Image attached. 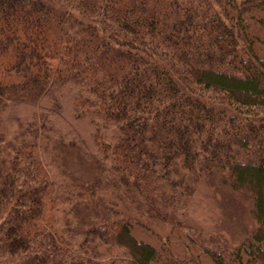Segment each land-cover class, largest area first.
<instances>
[{"label":"trees","instance_id":"16d2710c","mask_svg":"<svg viewBox=\"0 0 264 264\" xmlns=\"http://www.w3.org/2000/svg\"><path fill=\"white\" fill-rule=\"evenodd\" d=\"M0 264H264V0H0Z\"/></svg>","mask_w":264,"mask_h":264},{"label":"rangeland","instance_id":"374dc122","mask_svg":"<svg viewBox=\"0 0 264 264\" xmlns=\"http://www.w3.org/2000/svg\"><path fill=\"white\" fill-rule=\"evenodd\" d=\"M236 201H237V203L241 204V201L239 200V198H236ZM194 219L195 220H193V221H194V223L197 224L198 227H202V226L204 227L205 226L206 222H204V220H205L204 216H203V218L196 216ZM137 235H139V234H137ZM141 235H142V233H141ZM138 237H141V236L139 235Z\"/></svg>","mask_w":264,"mask_h":264}]
</instances>
